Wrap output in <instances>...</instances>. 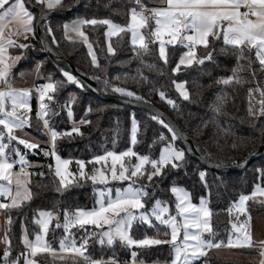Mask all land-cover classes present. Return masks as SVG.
Here are the masks:
<instances>
[{"label": "trees", "instance_id": "16d2710c", "mask_svg": "<svg viewBox=\"0 0 264 264\" xmlns=\"http://www.w3.org/2000/svg\"><path fill=\"white\" fill-rule=\"evenodd\" d=\"M26 1L36 19L42 11H45L34 0ZM63 6L64 9L70 8L72 0H64ZM134 6L136 5L132 0H82L81 8L72 16L52 17L43 23L42 30L58 52L86 72L107 93L121 95L113 91V88L122 87L142 97L141 100L154 103L188 133L200 152L212 162L221 165L242 162L264 143V136H262L264 116L254 117L248 112L251 102L258 113L261 100L259 91L264 90V71H261L254 49L246 48V58L240 61L243 66L238 71L241 82L237 83L234 79L233 82L225 85L217 81L232 77L233 69L237 67L238 50L233 46L225 45L222 37L210 38V49H215L211 61L203 65L194 64L191 67L182 68L178 73H173V68L176 67L185 50L183 46L169 45L168 62L164 63L159 55L157 41L149 43L148 50H144L131 44L129 32H122L112 38L114 49L112 54L108 52L107 25H85L83 30L93 44L99 63V67H96L92 64V57L86 44L79 40H69L64 34L63 25L76 18L110 19L112 22L127 26L131 8ZM49 27L53 29L51 35L48 32ZM144 32L146 35V30ZM27 44L31 47L12 48L20 52L22 57L13 71H34L39 67L42 80L48 79L52 83L64 82L63 87L52 93L53 100L46 101L51 111L56 113L46 118L60 133L71 132L74 126L80 128L82 135L77 133H72L71 136L63 135L56 141L57 153L73 161L71 165L73 172H77L76 160H84L88 163L95 155L106 151L125 150L130 144L132 115L135 116L139 125L135 151L158 158L162 146L171 140V133L158 120L152 119L153 113L104 99L90 90L77 76L75 77L82 87L79 84L67 83L66 77L63 76L64 68L47 54L37 36L30 39ZM196 52L198 56L205 55L203 46H199ZM40 60L43 63L39 66ZM249 61H251V67H249ZM144 77H147V80ZM179 79L186 82L189 91L187 100L182 98L175 89L173 81ZM105 80L109 81L107 86L104 83ZM250 90H253L251 96ZM160 91L166 93V99L160 98ZM218 97H224L226 101L222 114H217L213 110ZM167 99L173 100L175 107L169 105ZM66 100L70 102V109L63 107V102ZM31 106L32 126L27 130L44 143L31 152L29 158L40 164L46 162L48 164L45 168L38 166L37 171L31 175L29 183L31 199L24 201L19 208L7 210L6 216L11 217L12 221L11 225L7 224L6 227L7 236L11 241L12 257L25 251L22 244L23 227L25 226L31 235L38 231L34 221L39 210L47 209L58 213L61 224L65 210L71 213L78 208H88L95 204V185L90 180H79L78 183L74 180L68 189L63 190V194L57 191L59 180L54 176L52 157L49 159L44 155V151L49 148L50 136L44 134L46 131L42 120L36 115L37 94L32 97ZM69 110L73 113L72 118L68 116ZM81 120L88 122L80 124ZM161 134L166 137L164 141L159 140ZM175 142L183 147L178 138ZM201 168L206 169L204 180H201L199 176ZM90 169L91 164L88 163V170ZM260 169H264V156L255 160L245 170L220 173L203 166L186 152L184 162L179 169L168 166L164 169L162 176L154 178L152 183L158 187L149 188V192L154 193V198L147 200V209L152 208L154 199L165 201L174 208V196L170 191L173 185L188 189L195 201L208 196V206L212 212L211 227L217 233L216 239L226 242L229 233L232 232L233 220L232 213L229 214L227 209L238 200L240 194H250L256 184L264 186V177H261L258 171ZM248 212L252 216L264 217V203L255 199L249 200ZM56 223L49 235V241L56 248L55 250L59 247L60 239L65 236L63 227L56 228ZM153 225L135 223L130 229V235L136 240L147 236L161 239L169 236L165 234L169 233L166 226L158 223ZM214 250L215 248L207 252L204 258L206 264H254L245 260L224 258ZM3 251L4 249L0 247V254ZM132 251L137 252L136 264L141 260L144 263L170 264L172 259V247L169 244L129 248L120 241L113 246H102L95 240L87 248L86 254L103 260L114 255L122 261L118 264H123L124 261L133 264ZM55 253H42L36 258L43 264H85L83 257L73 259L70 256L53 255Z\"/></svg>", "mask_w": 264, "mask_h": 264}, {"label": "snow or ice", "instance_id": "6c2138e0", "mask_svg": "<svg viewBox=\"0 0 264 264\" xmlns=\"http://www.w3.org/2000/svg\"><path fill=\"white\" fill-rule=\"evenodd\" d=\"M36 4L42 5L44 9L52 10L63 7V0H35ZM75 3V0H73ZM163 7H153L150 9V15L145 13L149 11L143 0H135L134 7L130 11V22L126 27L113 23L110 19H76L70 24H64L65 33H76L83 37L87 42V37L82 31L83 26L103 24L108 26L107 36L122 32L131 33V42L135 46L139 43V47L148 50L149 43L159 42V55L164 63H167L166 45L181 44L188 50L180 57L173 73H178L181 66L191 67L193 64L203 65L206 61H211L215 49H210V37L220 39L222 37L225 45L233 46L237 52V67L233 69L232 77L217 81L225 85L235 81L241 82L238 77V71L243 67L240 61L245 59V49H255V56L261 65V71H264V0H162ZM241 9H244L241 11ZM44 18V12H41V19ZM35 14L30 10L26 0H0V86L5 90H0V197H8L11 203H0V209L11 210L19 208L21 204L31 199V192L28 187L29 181L23 180L21 177H27L30 174L26 171L30 167L26 159L27 153H22L19 147L13 146L15 141L18 145H22L24 149L35 150L40 148L36 142L19 138L14 135V129L30 128L31 125V108L29 106V98L32 90L22 89L16 90L11 85V71L15 64L22 58L21 56H9L10 48L27 49L31 45L26 43H18L17 39L21 36L23 39H29L28 34L35 38ZM10 25H15L14 29H9ZM6 29L8 30L6 33ZM146 30L147 42L145 34L141 30ZM51 35L53 29L48 28ZM15 37V39H14ZM167 37V39H165ZM53 42L55 37L53 35ZM186 42V43H185ZM198 45H202L205 49L204 56H198L195 51ZM89 54L92 57V64L99 67L96 56L92 52V45H88ZM108 52L114 54V49L109 44ZM152 67V65H147ZM251 67V61H249ZM67 83L79 84V81L68 72H63ZM98 79V78H97ZM147 80V77H144ZM64 82H49L41 85L36 89L39 98V111L37 118L43 121V128L47 131L44 134L50 135V148L44 151V155L51 156L55 160L54 176L59 178V187L57 191L63 194V190L68 189L74 182L79 180H91L93 185H104L105 188L99 190L96 194L98 199L96 205L91 210L77 209L74 212H64V223L61 225L58 220V213L53 211H39L38 219L35 224L39 226L40 233L35 235L34 240L28 237L27 229H22V244L25 251L18 253L15 257L11 256V241L5 235L3 242L6 245L5 250L0 254V261L3 264H39L35 259L41 253H55V249L45 240V236L49 232V226L53 219L57 220L56 227H63L68 235H65L60 241V251H71L84 258L85 264H118V260L113 257L109 260H95L85 255L86 246L89 239L96 236L100 245L105 243L113 246L118 240L125 247L133 245L146 247L152 245L169 244L172 246L174 258L170 264H192L194 260L207 255V250L213 248L224 247H252L250 233L245 230V225L250 220L246 202L256 197L258 194L264 196V187L256 184L254 190L250 194H240L238 201L227 209L231 214L233 209L237 213L245 214L248 218L240 223H231V227L236 235L229 233L227 242L217 240V233L213 231L210 223L212 215L208 207V202L201 198L199 204H193L189 200V193L182 187L172 186L171 193L175 195V214L170 213V206H165L167 202L160 199H154L150 213L147 210V200L154 198V193L149 192L150 187H158L152 182L154 178L163 175L164 169L171 166L173 169H179L184 162L185 152L175 148L172 142H169L160 151L158 158L150 155H139L132 149L116 153L115 151H106L103 155H95L88 163L93 164L91 173L85 171L86 162L84 160H76L77 173L69 171V165L73 162L71 159H63L57 153V138L63 135L71 136L72 133L82 135L80 128L74 126L71 132L60 133L56 131L49 122L50 115H56L52 112L47 101L53 100L51 93L56 92L63 87ZM105 85L109 84L108 80L104 81ZM175 87L185 100L189 99L184 83H176ZM186 83V82H185ZM82 87V85H80ZM113 91L135 97L141 100L142 97L136 95L132 91H126L122 87H114ZM249 91V95H252ZM261 97L259 103V111L257 113L255 106L250 102L248 112L250 116H264V90L259 91ZM160 98L166 99L164 91L159 92ZM224 97H218L214 107L217 114L223 113L225 104ZM169 105L175 107V103L171 99H167ZM23 109V111H19ZM90 110V109H89ZM69 118L73 117L71 110L68 111ZM153 120L158 122L171 133V141H175L178 137L176 130L162 118L153 116ZM88 121L81 120L80 124ZM75 123V122H74ZM137 122L132 120V143L136 141ZM264 136V132H262ZM166 137L161 134L160 141H164ZM18 159H12V157ZM135 158L136 163L131 160L125 161V158ZM110 161V163H109ZM20 165V171L14 172V166ZM95 165H101L100 168ZM146 165H150L146 167ZM50 170L52 166H49ZM261 177H264V169L258 170ZM110 174V175H109ZM43 175V173H40ZM72 176L73 179L68 177ZM200 179H205V173H199ZM128 181L126 188L109 187V182ZM139 180H146V184H137ZM15 183V188L13 184ZM94 192L96 189L94 188ZM114 193V195H113ZM165 214H168L165 216ZM151 217H154L161 225L166 226L171 231L169 240H161L156 238H145L135 240L130 235V229L136 221L152 224ZM178 217L180 220L178 221ZM239 221V215L236 216ZM12 223L11 217L8 219V225ZM86 226H92L94 229H100L99 233L88 232ZM105 226L107 228L105 229ZM78 227L86 232L79 246L76 239L69 232L70 228ZM183 229V238L178 241V235ZM191 229V231H190ZM42 233V234H41ZM207 233V237H205ZM159 234V233H158ZM264 249V242L261 243ZM264 256V250L261 251ZM137 252H131L133 264H136ZM123 264H128L124 261ZM144 264V261H139ZM264 264V260L261 261Z\"/></svg>", "mask_w": 264, "mask_h": 264}, {"label": "rangeland", "instance_id": "374dc122", "mask_svg": "<svg viewBox=\"0 0 264 264\" xmlns=\"http://www.w3.org/2000/svg\"><path fill=\"white\" fill-rule=\"evenodd\" d=\"M76 19H82V18H76ZM76 19H73V20H76ZM72 20V21H73ZM71 21V22H72ZM113 23H115V22H113ZM117 24V23H116ZM83 29V28H82ZM107 31H108V28H107ZM107 31H106V33H107ZM119 34V33H118ZM118 34H114L113 36H111V37H109V36H107L106 35V37H107V43H108V46H109V44H111V46H112V38L113 37H115L116 35H118ZM86 35V34H85ZM86 37H87V35H86ZM73 38L74 39H78V40H82V38L83 37H80L79 35H77V34H74L73 35ZM86 44L87 45H89V44H91L92 45V52H93V54L96 56V53H95V49H94V47H93V44L91 43V41H89L88 40V38H87V42H86ZM113 47V46H112ZM89 49V48H88ZM186 52V50H184L183 52H182V54H181V56L184 54ZM166 54H167V58H168V45H166ZM180 56V57H181ZM180 59V58H179ZM179 62V61H178ZM42 63H43V61L42 60H40L39 61V66L40 65H42ZM194 65V64H193ZM192 65V66H193ZM182 68H188L187 66H181V68H180V70L182 69ZM37 70H38V73H39V77H41L40 75H41V73H40V71H39V67L37 68ZM65 72H68V71H65ZM69 74H71L70 72H68ZM71 75H73V74H71ZM74 77H75V75H73ZM50 82V81H49ZM49 82H46V83H49ZM176 83H184L185 84V88L183 89V91H186L187 92V94L189 95V91H188V88H187V86H186V83L183 81V80H176L175 81ZM81 83H80V81H79V85H80ZM175 89H176V87H175ZM176 91L179 93V95L183 98V96L180 94V91H178L177 89H176ZM51 95H52V93H51ZM47 101V100H46ZM45 101V102H46ZM28 103H29V106H30V108H31V100L30 101H28ZM40 103V102H39ZM68 109H70V107L68 108ZM32 110V109H31ZM19 111H23V109H21V110H19ZM29 115L31 116V112L29 113ZM133 118L136 120V122H137V133H136V141H137V136H138V130H139V125H138V121H137V119L135 118V116L134 115H132V120H133ZM42 123H43V121H42ZM3 126H0V128H2ZM27 128L28 127H26V128H24V129H14L13 131H14V135H16L17 137H19V138H23V139H26V140H29V141H31V142H36V143H39V140L35 137V136H32V134L27 130ZM45 131H47L46 129H45ZM50 136V135H49ZM50 142V141H49ZM169 142H172L173 144H174V146H175V148H177V149H180V150H184V148L182 147V146H180V145H177L176 144V142L175 141H171V140H169L166 144H164L163 146H162V148H161V150L163 149V147H165ZM136 144V143H135ZM135 144L133 145V143H132V122H131V130H130V144H129V146L125 149V150H123V151H127L128 149H132L133 151H135ZM13 146H16V147H19L20 148V150H21V152L22 153H27V150L28 149H24V147L22 146V145H18L15 141H14V143H13ZM160 150V151H161ZM112 151H115V150H112ZM123 151H115L116 153H120V152H123ZM136 152V151H135ZM184 152H185V156H186V151L184 150ZM136 153H138V152H136ZM103 154H105V153H103ZM103 154H100V155H103ZM139 155H147V154H141V153H138ZM159 154H160V152H159ZM60 155V154H59ZM61 156V155H60ZM158 157H159V155H158ZM61 158H63V159H68V158H65V157H63V156H61ZM12 159H18V157H15V156H13L12 157ZM26 159L28 160V162H29V165L31 166V167H34V163L33 162H31V160H30V158L28 157V154H27V156H26ZM129 160H131V162L132 163H136L137 161L135 160V158H128V157H126L125 158V161L127 162V161H129ZM86 162V161H85ZM109 163H110V161H109ZM52 164H53V168H55V160H54V158L52 157ZM91 164V163H90ZM71 165H72V163L69 165V171L71 172V173H75V172H73V170L71 169ZM16 166V165H15ZM15 166H14V169H15ZM95 167H97V168H100L101 167V165H95ZM146 167H149L150 168V165H146ZM34 168H36V167H34ZM92 168H93V164H91V169L90 170H88V163L86 162V169H85V171L86 172H88V173H91V170H92ZM13 169V170H14ZM77 171H78V169H77ZM30 175L29 176H27V177H21L23 180H27V181H29V183H30V179H31V175H32V172H28ZM77 173V172H76ZM110 175V174H109ZM58 178V177H57ZM69 179H73V177L72 176H69L68 177ZM58 180H59V178H58ZM91 181V180H90ZM92 182V181H91ZM145 182H147L146 180H139V181H137V184L139 185V184H145ZM128 181H124V182H119V181H111L110 180V182H109V187H112V188H117V187H119V188H121V189H123V188H126L127 186H128ZM173 186H177V187H182V186H178V185H173ZM28 187H29V189H30V186H29V184H28ZM13 188H15V183L13 184ZM105 188V186L104 185H99V184H97V185H95V189H96V192H95V204L92 206V207H88V208H78V209H85V210H91L94 206H97L98 207V205H96V200L98 199V195L96 194L99 190H102V189H104ZM182 188H184L188 193H189V200H190V202L191 203H193V204H199V202H200V200H201V198H203V199H205L207 202H208V196H203V197H201L198 201H195L193 198H192V195H191V192L188 190V189H186L185 187H182ZM30 192H31V190H30ZM173 194V193H172ZM113 195H114V193H113ZM173 196H174V208H172V206L169 204V203H167L165 206H170V213L171 214H175V203H176V200H175V195L173 194ZM0 199H4V200H7V199H9L8 197H0ZM27 201V200H26ZM246 205H247V209H248V201L246 202ZM209 207V206H208ZM151 209V208H150ZM150 209H147L148 211H149V213H150ZM77 210V209H76ZM39 211H51V210H47V209H42V210H39ZM38 211V212H39ZM249 213V212H248ZM168 214H165V216H167ZM4 217H5V213L4 212H0V238L1 237H4V233H5V230L3 229V228H5L6 229V227H7V224L5 223V221H4ZM39 217H38V213H37V216H36V219H38ZM248 218V217H247ZM150 219L152 220V224H154V223H158V224H160L158 221H156L155 220V218L154 217H151L150 216ZM180 220V218L178 217V221ZM57 222V220L56 219H53L52 221H51V223H50V226H49V232H48V234L45 236V240L48 242V243H50V241H49V235H50V233H51V230H52V227H53V225H54V223H56ZM64 223V219L61 221V225ZM135 223H143V222H140V221H136V222H134L133 224H135ZM210 223H211V219H210ZM145 224H147V223H145ZM3 225H4V227H3ZM56 225V224H55ZM147 225H149V224H147ZM161 225V224H160ZM38 226V225H37ZM247 226H248V232L250 233V236H251V240H252V242H254V243H262V242H264V217H262V216H250V220L248 221V223H247ZM87 227V230H88V232H92V231H95V232H97V233H99L101 230L100 229H94L92 226H86ZM26 227L24 226L23 227V229H25ZM107 228V226H105V229ZM27 229V228H26ZM64 229V228H63ZM169 229V228H168ZM65 231V230H64ZM170 229H169V233H170ZM190 231H191V229H190ZM69 232L73 235V237L76 239V241H77V245L79 246V244H80V242H81V240H82V238L86 235V232L85 231H83V230H80L78 227H74V228H70L69 229ZM27 233H28V237H29V239L30 240H34L35 239V235L37 234V233H40V228H39V226H38V231L34 234V235H31L29 232H28V229H27ZM42 234V233H41ZM69 233H66L65 232V235H68ZM23 235V234H22ZM205 235V237L208 235L207 233H205L204 234ZM63 238V237H62ZM61 238V239H62ZM145 238H155V237H150V236H147V237H144V238H142V239H145ZM171 237H170V234H169V236L167 237V238H156V239H161V240H169ZM182 238H183V229H181V231H180V233H179V235H178V241L177 242H180V240H182ZM3 239L4 238H1L0 239V245H2L3 247H1L2 249H4L5 250V246H4V242H3ZM60 239V240H61ZM95 240H97V238H96V236H93L91 239H89V241H88V244H87V246H86V251H87V248L93 243V242H95ZM136 240V239H135ZM137 240H141V239H137ZM118 241V240H117ZM116 241V242H117ZM115 242V243H116ZM51 244V243H50ZM104 245H107L106 243L104 244ZM52 246V245H51ZM58 249L57 250H55V254H53V255H56V256H59V257H65V256H70V257H72L73 259H82V257L81 256H77V254H75V253H72V254H69V253H66V251H63V252H61L60 251V245L58 244ZM108 246V245H107ZM136 245H133L132 247H135ZM172 247V246H171ZM52 248L53 249H56L55 247H53L52 246ZM236 248H245V249H242V250H238V249H236ZM216 253H218V254H220L222 257H224V258H227V259H232V260H242L243 259V257L244 258H246V256L249 258L250 256V254H255L256 252H257V249L256 248H254V247H229V248H215V250H214ZM42 254V253H41ZM74 254V255H73ZM85 255H87L86 254V252H85ZM90 257V256H89ZM91 259H95V260H100V259H97V258H93V257H90ZM174 258V253H173V250H172V259ZM202 258L203 257H201L200 259H198V260H194L193 262H192V264H196L198 261H200V260H202ZM251 258V257H250ZM35 259H37L38 261H39V264H43L38 258H35ZM171 259V260H172ZM83 260H84V258H83ZM262 260H264V256L262 257L261 255L258 257V259H256L255 261L254 260H248V261H250V262H252V263H254V264H261V261ZM144 264H153V263H144Z\"/></svg>", "mask_w": 264, "mask_h": 264}, {"label": "water", "instance_id": "95a60500", "mask_svg": "<svg viewBox=\"0 0 264 264\" xmlns=\"http://www.w3.org/2000/svg\"><path fill=\"white\" fill-rule=\"evenodd\" d=\"M82 0H75L70 8L64 10H46L44 11V18L41 19V14L37 17L36 20V36L41 41L42 46L44 47L47 54L53 58L57 63H59L65 71L70 72L71 74L77 76L82 83H84L90 90L98 94L100 97L114 101L117 103H121L127 106H131L135 109H142L148 112L153 113L154 115L162 118L165 122L170 124L178 133V139L181 140L182 145L185 151L194 159L199 161L203 166L220 172V173H230L234 171L245 170L251 163L255 160L264 156V143L252 152L246 159L242 162L234 164V165H221L216 164L209 160L206 156H204L191 137L188 135L186 131H184L178 123L164 110L159 108L152 102L144 101V100H136L133 97H127L119 94H111L107 93L95 80H93L86 72L77 67L68 57L58 52L55 47L48 41L45 37L42 25L45 21L52 17H67L72 16L76 11L81 8ZM207 62V61H206ZM205 62V63H206ZM56 227V225H55ZM57 228V227H56Z\"/></svg>", "mask_w": 264, "mask_h": 264}, {"label": "crops", "instance_id": "0c3cea01", "mask_svg": "<svg viewBox=\"0 0 264 264\" xmlns=\"http://www.w3.org/2000/svg\"><path fill=\"white\" fill-rule=\"evenodd\" d=\"M35 1V0H34ZM134 3H135V0H132ZM63 2H64V0H63ZM26 3L28 4V2L26 1ZM143 3L145 4V6L147 7V9H149V11L148 12H146L145 14L146 15H150V9L151 8H153V7H163L164 5H163V3H162V0H143ZM40 8H42L43 10H47V9H44L43 8V6L42 5H39V4H37ZM64 7V6H63ZM63 7H59V8H55V9H52V10H64V8ZM67 9V8H66ZM30 10H31V8H30ZM32 11V10H31ZM241 11H243V9H241ZM36 16H35V20L33 21V23L35 24V36H36ZM130 22V21H129ZM71 23V21L70 22H66L65 24H70ZM120 25V24H119ZM122 26V25H121ZM16 26L15 25H10L9 26V29H14ZM122 27H126V26H122ZM107 28H108V26H107ZM7 29H6V33H7ZM82 31L84 32V30L82 29ZM141 32H142V34H145V32H144V30L142 29L141 30ZM85 33V32H84ZM130 33V32H129ZM64 34H65V36H66V38L67 39H69V40H78V39H74L73 38V35L74 34H76V33H72V32H68V33H65V30H64ZM86 34V33H85ZM87 35V34H86ZM28 36H29V39H27V40H25V39H23V37L21 36L20 38H18L17 39V42L18 43H28V41L30 40V39H32V36H31V34H28ZM146 36V35H145ZM87 38H88V40H89V37H88V35H87ZM211 38V37H210ZM209 38V39H210ZM14 39H15V37H14ZM165 39H167V37H165ZM79 41H83L85 44H86V42H85V40H84V38H82V40H79ZM90 41V40H89ZM130 42H131V33H130ZM146 42H147V40H146ZM157 43H158V45H159V42L157 41ZM186 43V42H185ZM131 44H132V42H131ZM175 45H180V46H182L181 44H179V43H177V44H175ZM86 46H87V48H88V45L86 44ZM136 47H139V43H137V45H135ZM169 46V45H168ZM199 46H202V45H198L197 47H196V49H195V51L197 50V48L199 47ZM14 49H16V48H14ZM184 49L187 51L188 49L187 48H185L184 47ZM255 50V49H254ZM88 51H89V49H88ZM8 55L9 56H12V57H15V56H20L21 54H20V52H16V50H12V48H10L9 50H8ZM96 58H97V56H96ZM15 66H16V64H15ZM14 66V67H15ZM14 67L12 68V71H11V77H12V79H11V85H12V87L14 88V89H16V90H22V89H30V90H32V95L30 96V98H29V101L31 100V102H32V97L35 95V94H37L36 93V91L33 89V86H34V84H35V81L36 80H41L44 84L46 83V82H49V80L48 79H46V80H42L41 79V77H39V73H38V70L36 69V70H34V71H32V70H20V71H18V72H14L13 71V69H14ZM51 82V81H50ZM0 90H5V89H3V87L2 86H0ZM32 107V106H31ZM33 136V135H32ZM38 139V138H37ZM39 140V145H41V144H43L44 142H42L40 139H38ZM14 143V142H13ZM36 150V149H35ZM35 150H27V154H28V157H29V154L31 153V152H34ZM31 160V159H30ZM31 162H33L35 165H34V167H38V166H40V163L39 162H37V161H32L31 160ZM16 166H19L18 164L16 165ZM16 166H15V169H16ZM14 169V170H15ZM13 170V171H14ZM14 172H19V171H14ZM262 186V185H261ZM262 187H264V186H262ZM254 190V189H253ZM253 199H255L256 201H258V202H263L264 203V196H262V195H257L256 197H254ZM238 201V200H237ZM10 203H11V200H10ZM232 215H233V220H232V223H240V222H243V221H245L246 219H247V216L245 215V214H241V213H237L236 211H235V209H233V212H232ZM237 215H239V221H237L236 220V216ZM248 215H250V213H248ZM250 216H252V215H250ZM263 217V216H262ZM3 227H4V225H3ZM4 230H5V228H3ZM245 230L247 231L248 230V226H247V224L245 225ZM231 233H233V235H236V233H234L233 232V230H232V232ZM207 237V236H206ZM1 238H4V237H1ZM0 238V239H1ZM4 240V239H3ZM227 242V241H226ZM1 247H3L2 245H0ZM4 246H5V243H4ZM252 247H254V248H256L257 249V252L255 253V254H250L249 256L251 257H247L246 256V258H244L243 257V259L242 260H245V261H248V260H256V259H258V257L261 255V251L262 250H264V249H262L261 248V243H254L253 242V246ZM5 248V247H4ZM220 248H229V247H224V246H222V247H220ZM214 249V248H213ZM210 250V249H209ZM263 257V256H262ZM250 262V261H249ZM153 264H160L159 262H152ZM198 263V262H197ZM196 263V264H197ZM0 264H3V262H0ZM137 264H139V262L137 263Z\"/></svg>", "mask_w": 264, "mask_h": 264}, {"label": "built area", "instance_id": "2783aa9c", "mask_svg": "<svg viewBox=\"0 0 264 264\" xmlns=\"http://www.w3.org/2000/svg\"><path fill=\"white\" fill-rule=\"evenodd\" d=\"M244 10V9H243ZM44 83L41 81V80H36L35 81V84H34V86H33V89L36 91V89L37 88H39L41 85H43ZM37 93V92H36ZM37 99H38V111H39V98H38V93H37ZM63 107H66V108H69L70 107V102L68 101V100H66V101H64L63 102ZM37 111V112H38ZM49 148H50V142H49ZM48 148V149H49ZM47 149V150H48ZM46 150V151H47ZM49 159L51 158V156H47ZM48 164V162H46V163H43V164H40V166L41 167H43V168H45V166ZM20 168H21V166L19 165L14 171H20ZM37 167L36 168H34V167H28L27 169H26V171L27 172H32V173H35L37 170ZM200 172H204V173H206V169L205 168H201L200 169ZM0 203H8V204H10V199H7V200H4V199H0ZM0 212H4L5 213V217H4V221H5V223L6 224H8V217L6 216V213H7V209H0ZM5 235H7V230L5 229V233H4V237H5ZM5 248H6V245H5ZM209 250H207V252H208ZM66 253H70V254H72L73 252H71V251H66ZM113 257H115L114 255H111L110 256V258L109 259H111V258H113ZM116 258V257H115ZM204 258H205V256L202 258V260H200V261H198V263L197 264H206L205 263V260H204ZM109 259H106V260H109ZM117 259V258H116ZM118 260V263H121L122 261L121 260H119V259H117Z\"/></svg>", "mask_w": 264, "mask_h": 264}]
</instances>
